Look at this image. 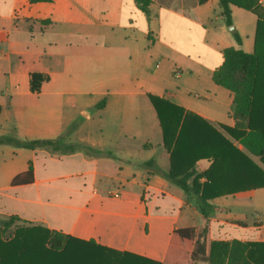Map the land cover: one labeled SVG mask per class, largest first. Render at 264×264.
Instances as JSON below:
<instances>
[{
  "label": "crops",
  "instance_id": "1",
  "mask_svg": "<svg viewBox=\"0 0 264 264\" xmlns=\"http://www.w3.org/2000/svg\"><path fill=\"white\" fill-rule=\"evenodd\" d=\"M148 8L136 0H0V136L73 147L0 145V222L15 217L6 232L40 226L139 257L129 264H166L177 230L206 225L214 264H227L233 241L264 244V187L211 199L215 210L204 219L188 194L142 166L169 170L148 95L214 126L264 173L260 158L219 127L235 126L233 94L212 80L226 48L252 53L256 16L232 5L227 27L218 0H150ZM31 73L48 76L37 94ZM195 121L193 140L213 153L216 136ZM227 155L216 184L257 181L246 161ZM210 164L195 162V175ZM29 165L31 178L12 184ZM173 255V264H209L191 260V250Z\"/></svg>",
  "mask_w": 264,
  "mask_h": 264
},
{
  "label": "trees",
  "instance_id": "2",
  "mask_svg": "<svg viewBox=\"0 0 264 264\" xmlns=\"http://www.w3.org/2000/svg\"><path fill=\"white\" fill-rule=\"evenodd\" d=\"M206 1L197 0L198 4H204ZM136 2L139 9L148 15L150 0ZM218 4L227 27L232 25V5L256 16L252 53L232 47L226 48L223 51L221 65L212 73V80L233 94L232 115L236 120L235 126L219 127L250 154L259 157L264 165V0H218ZM233 36L235 42L240 44L239 35L233 33ZM47 80L46 74H29V91L37 94L42 83ZM148 98L159 122L162 144L169 154V170L166 173L161 172L151 162H145L142 166L151 167L152 171L188 194L196 201L204 219L215 210V206L210 203L211 199L244 189L264 187L262 170L214 126L167 100L152 95H148ZM195 120L200 124L199 130L210 131L216 136L217 147L213 153H204V148L200 144L201 139L193 140ZM0 145L23 149L45 147L62 152L73 150L71 146H61L56 140H28L14 136H0ZM228 151L240 156L243 162H247L250 166L251 180L257 181L247 186L233 188L216 184L221 176L218 172L219 167L228 157ZM201 159H211V164L202 174L195 175L194 164ZM31 174L32 168L29 165L27 171L17 176L12 184L23 177L31 178ZM201 177L205 178L203 183L198 181ZM15 220V217H10L0 222V264H129L130 260L139 258L127 252L111 250L92 241H81L40 226H16L8 237H4ZM175 234L169 240L166 264H173L171 260L175 258L173 255L175 248L191 250V260L199 259L214 264L210 253L213 243L208 245L206 225L198 230L180 229ZM227 264H264V244L233 241L229 248Z\"/></svg>",
  "mask_w": 264,
  "mask_h": 264
},
{
  "label": "rangeland",
  "instance_id": "3",
  "mask_svg": "<svg viewBox=\"0 0 264 264\" xmlns=\"http://www.w3.org/2000/svg\"><path fill=\"white\" fill-rule=\"evenodd\" d=\"M10 235V232H5L4 237H8Z\"/></svg>",
  "mask_w": 264,
  "mask_h": 264
},
{
  "label": "water",
  "instance_id": "4",
  "mask_svg": "<svg viewBox=\"0 0 264 264\" xmlns=\"http://www.w3.org/2000/svg\"><path fill=\"white\" fill-rule=\"evenodd\" d=\"M234 28L233 27H230L229 30H233Z\"/></svg>",
  "mask_w": 264,
  "mask_h": 264
}]
</instances>
